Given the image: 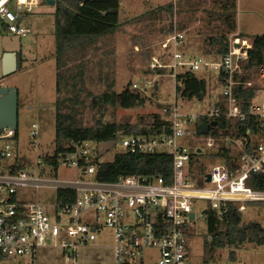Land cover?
<instances>
[{
	"label": "built area",
	"instance_id": "built-area-1",
	"mask_svg": "<svg viewBox=\"0 0 264 264\" xmlns=\"http://www.w3.org/2000/svg\"><path fill=\"white\" fill-rule=\"evenodd\" d=\"M40 4V0H0V21L6 32L20 39L27 37L29 30L21 25L20 15L33 13ZM184 39L182 32L170 35L162 43L170 60L164 61V55L152 57L149 68L168 71L175 89L182 72L196 73L202 68L216 72L221 98L213 112L196 115L181 111L176 100L162 108L163 119L170 123V136L122 135L118 141L123 153L172 157L169 176L133 175L114 182L100 181L96 177V151L90 142H72L71 151L60 155L58 165L52 164L49 177L40 171L43 164H38L34 173L19 162L16 132L0 131V264H31L25 261H34L42 249L52 246L62 250L66 262H76L79 250L96 244L103 235L106 238V231L110 232L116 264H190L188 229L196 219L197 200L210 201L209 209L220 217L229 204L243 212L246 203H264V190L248 185L253 174L264 176V65L246 71L253 43L239 37L219 56L218 63L197 58L186 62L178 50ZM247 74L250 77L245 79ZM133 89H138L137 85ZM245 90L252 91L250 97L240 96ZM218 119L246 124L245 134L238 135L241 129L234 128L237 135L232 136L234 131L217 124L207 135H198L202 123ZM31 134L39 136L37 124L32 125ZM181 139H192L196 146L189 149L180 144ZM206 148L223 154L230 149V163L220 158L210 172L204 167L196 177L197 168L203 167L199 157ZM59 160L63 166L77 169L75 179L58 178ZM41 190L56 191L55 202L50 205L31 199ZM88 212L94 217L86 223L83 216ZM204 264L219 263L209 260Z\"/></svg>",
	"mask_w": 264,
	"mask_h": 264
},
{
	"label": "rangeland",
	"instance_id": "rangeland-1",
	"mask_svg": "<svg viewBox=\"0 0 264 264\" xmlns=\"http://www.w3.org/2000/svg\"><path fill=\"white\" fill-rule=\"evenodd\" d=\"M40 1V7L33 13L20 15L21 25L29 30V33L21 39L20 67L8 81H3V37L0 38V82H3L4 86L14 82L19 91L18 139L14 140L17 159L34 173L38 170V164H43L40 171L49 176L52 175L54 167L52 163L46 162L45 156L54 154L57 113L55 16L53 7ZM220 1L192 0V8L189 9L185 0H121L122 24L118 31L91 44L86 56L79 58L78 64L74 63L75 67L71 71L72 74H77L76 94H71V97L79 94L81 103L74 104L78 124L90 128L100 122L120 125L148 123L153 120L154 115L164 118L162 108L173 105L176 100L181 111L196 115L213 112V107L221 98V85L216 72L205 68L196 72L198 77L207 81V95L202 101L192 100L185 103L180 97H175V81L171 74L166 71L165 74L158 75L149 69V65L152 57L159 59L164 55V61L170 60L169 52L162 49V43L175 32L185 34L184 42L178 50L184 55L186 62L196 58L220 62L216 47L210 48L208 42L210 37H216L220 31L227 30L223 21L219 20ZM237 4V23L244 36L237 30L229 34L228 47L237 37L252 42L254 37L264 35V0H238ZM170 5H173L171 12L168 11ZM81 72L83 73L78 75ZM110 83H114L117 93L127 87L133 89V85H137L138 89L135 91L142 92L149 102L144 107L133 109L95 105L94 99L100 97ZM147 83L149 84L146 85ZM156 84L158 91L155 89ZM68 90L70 91L69 88ZM68 93L65 89L62 97H69ZM33 124L39 127L37 138L31 134ZM179 142L189 149L196 146L192 139H181ZM0 145L3 143L0 142ZM89 146L96 151V159L100 162H112L115 155L122 151L119 142L117 146L112 142H90ZM203 150L204 155L199 157L203 167L197 168L196 177L204 167L206 172H210L214 165L219 164L218 161L222 157L220 155H223L218 149ZM59 164V179L76 178V168L63 166L61 160ZM55 198L56 191L41 190L33 194L31 199L51 205ZM211 206L210 201L195 202L196 219L188 229L190 264H204L207 260H215L219 264H264V245L244 243L238 249L225 248L207 253V222L202 212ZM245 206L246 210L240 212L242 224L255 222L264 227V203H246ZM93 217V212H88L84 214L83 221L89 223ZM109 233L106 231V238L103 235L96 244L80 249L76 262H66L62 250L52 246L42 249L34 261L25 263L116 264Z\"/></svg>",
	"mask_w": 264,
	"mask_h": 264
},
{
	"label": "trees",
	"instance_id": "trees-1",
	"mask_svg": "<svg viewBox=\"0 0 264 264\" xmlns=\"http://www.w3.org/2000/svg\"><path fill=\"white\" fill-rule=\"evenodd\" d=\"M42 1L47 4V0ZM55 1L56 133L54 154L49 157L45 156L46 162L58 165L60 155L71 151L72 142L78 144L84 142L118 143L119 137L122 135L170 136V123L159 115H154L151 122L139 125L100 122L93 127L84 128L78 124L75 118L77 110L74 104L80 103L79 94L71 97V94H76L77 74H72L71 71L75 67L74 63H77L79 58L83 59L86 56L91 44L97 39L111 36L118 31L122 24L120 19L121 0ZM191 1L185 0L189 9L192 8ZM219 4L221 6L219 20L223 21L227 30L225 32L220 31L216 37H210L208 40L210 48L216 47L217 56L224 55L229 50L227 40L229 34L237 30L238 13L237 0H221ZM172 9L173 5H170L168 11L171 12ZM5 29L4 23L0 21V38L6 36ZM241 36L244 35L241 34ZM252 43V49L249 50V60L245 64L247 72L264 65V35L254 37ZM152 71L158 75H163L166 72V70ZM82 73H78V75ZM249 77L250 75L247 74L245 79ZM65 89H67V93H70H68L69 97L63 98L62 94ZM207 89V81L195 73L186 71L178 75L175 90L177 96L182 100L202 101L207 95ZM141 93L140 91L136 92L135 89H130V87L121 93H117L114 90V83H110L106 91L100 97L95 98L93 102L99 107L119 106L123 109L144 107L149 99ZM251 93L252 91L245 90L240 96L248 98ZM217 121L219 128H228L232 132L234 131L232 136L245 134L246 124L242 125L237 121L226 119H218ZM234 128L241 130L237 133L233 130ZM15 135V140H17L18 131ZM198 135L202 136L199 130ZM216 135L220 137L219 134L216 133ZM230 152L231 150L228 149L223 155H220L222 156L220 158L228 162V165ZM95 165L98 180L114 182L120 177L133 175L169 176L172 170V157L160 153L143 155L118 152L112 162H100L96 159ZM248 185L256 190H264V176L253 174ZM59 197L60 200L63 198V192L59 193ZM226 210L222 217L212 209H209L205 215L208 234L205 245L207 253H214L218 249L225 248L238 249L244 243L264 245V227L261 224L255 222L242 224V215L234 204H229Z\"/></svg>",
	"mask_w": 264,
	"mask_h": 264
},
{
	"label": "water",
	"instance_id": "water-1",
	"mask_svg": "<svg viewBox=\"0 0 264 264\" xmlns=\"http://www.w3.org/2000/svg\"><path fill=\"white\" fill-rule=\"evenodd\" d=\"M47 4L55 6V0H47ZM2 45L5 51L2 58V75L4 78L16 73L18 70L19 53L21 51V39L18 36L6 35L2 38ZM158 91V85L155 86ZM217 121L201 125L200 132L202 135H207L211 127L217 126ZM19 126V91L16 87L0 86V131L10 129L14 132L18 131ZM65 158V155L63 156ZM207 181H211L210 175L207 176ZM203 215L207 211H203ZM191 219H195V214H191Z\"/></svg>",
	"mask_w": 264,
	"mask_h": 264
},
{
	"label": "crops",
	"instance_id": "crops-1",
	"mask_svg": "<svg viewBox=\"0 0 264 264\" xmlns=\"http://www.w3.org/2000/svg\"><path fill=\"white\" fill-rule=\"evenodd\" d=\"M237 3H238V0H237ZM42 4H44V2L42 1ZM237 6H238V4H237ZM40 7V6H39ZM53 7V13H55V6H52ZM12 9H16V7H14V5H12ZM36 10V9H35ZM237 32H239L240 34L242 33L241 32V29H240V26H238V23H237ZM6 35H9L7 32H6ZM3 48V47H2ZM21 48H22V41H21ZM5 53V51H4V49H3V54ZM1 61H2V58H1ZM19 63V62H18ZM18 65H20V63L18 64ZM20 66H18V68H19ZM14 75V74H13ZM13 75H11V76H13ZM8 79H10V76L9 77H6V78H4V80L3 81H8ZM11 80V79H10ZM3 84V82L1 83L0 82V86H4V85H2ZM8 86H10V87H16V84H14V82H10L9 83V85ZM186 103H189L188 101L186 102Z\"/></svg>",
	"mask_w": 264,
	"mask_h": 264
}]
</instances>
